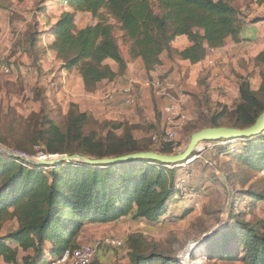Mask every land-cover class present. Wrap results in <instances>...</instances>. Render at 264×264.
Listing matches in <instances>:
<instances>
[{
  "label": "rangeland",
  "instance_id": "rangeland-1",
  "mask_svg": "<svg viewBox=\"0 0 264 264\" xmlns=\"http://www.w3.org/2000/svg\"><path fill=\"white\" fill-rule=\"evenodd\" d=\"M227 2L236 11L239 27L258 25L254 41L229 43L220 55L215 50L216 56L210 51L199 70L167 61L150 78L137 68L138 75L119 76L112 84L102 83L88 92L79 69L65 70L55 52L49 51L54 38L49 39L48 33L66 12L74 13L78 30L94 26L101 18L73 12L63 0H0V158L17 156L38 163L62 157L45 153L47 144L40 133L48 123L65 130L72 107L89 116L86 135L106 137L113 125H120L116 134L130 132L141 148L153 152L163 153L162 147L170 145L171 155L181 154L194 133L211 128L212 119L225 107L228 111L220 123H234L231 114L239 103L240 84L247 81L259 91L263 83L264 64L259 56L264 54V5L256 0ZM110 23L116 26L122 56L130 62V43L120 27L113 20ZM177 45L183 48L186 42ZM40 49L45 53L37 63ZM106 63L118 72L116 63ZM124 89L131 90L132 106L126 103ZM259 99L264 105V91ZM171 106L188 119L179 130L169 126L175 117L166 112ZM170 131L175 133L172 141ZM247 140L204 141L189 161L165 165L175 170V185L166 215L158 221L136 220L129 214L111 223L84 222L71 247L92 245L99 250L106 239L123 241L121 248L109 251V257L98 264H132L133 252L148 257L149 264H244L223 256L239 251V259L244 257L246 248L240 242L246 225L264 235V200L257 197L264 198V169L251 168L235 156ZM68 142L66 153L79 151L78 144ZM228 147V154L222 152ZM1 182L2 177L3 190ZM17 230V221L10 219L0 236ZM50 249L51 243L43 246L44 260L52 258ZM29 254L35 255L30 250L21 257Z\"/></svg>",
  "mask_w": 264,
  "mask_h": 264
},
{
  "label": "trees",
  "instance_id": "trees-1",
  "mask_svg": "<svg viewBox=\"0 0 264 264\" xmlns=\"http://www.w3.org/2000/svg\"><path fill=\"white\" fill-rule=\"evenodd\" d=\"M264 5V0H256ZM73 12L91 14L101 18L94 26L78 30L74 13L66 12L49 34L54 41L49 51L67 71L79 69L83 85L88 92L103 82L111 83L125 74L127 63L116 39V26L124 32L130 43L133 60L141 59L150 73L161 65V56L179 58L197 64L206 59L212 49L223 48L228 39L241 41L242 27L235 9L227 0H63ZM42 36L43 33H37ZM185 36L192 46L183 52L174 51L172 43ZM36 40H33V49ZM44 51L37 52L36 62L43 60ZM264 64V54L259 56ZM107 60L119 66L116 72ZM264 91V79L259 91H253L249 82L239 87V103L233 114L234 123L224 126L228 108L212 119L211 128L230 127L246 129L258 121L264 113L260 96ZM72 107L65 130L55 123L40 133L47 144L49 155H81L89 159L116 158L140 152L143 149L132 133L116 134L122 128L113 125L106 137L85 134L89 119L86 113ZM78 144L79 151L66 153L65 142ZM223 141V140H222ZM68 142V143H69ZM235 142V141H234ZM248 144L235 155L244 164L264 169V135L247 140ZM67 143V144H68ZM72 143H69L70 145ZM228 146H230L228 144ZM149 149V150H148ZM162 154H170L171 147H162ZM230 148L222 152L228 154ZM168 152V153H167ZM11 157L0 158V233L4 224L15 219L18 230L6 237L0 236V264H41L42 251L51 243L52 257L65 250H74L72 240L78 236L84 222L111 223L132 214L136 220L156 222L166 215L172 199L175 170L154 160H139L101 167L84 162L62 163L55 168L38 166ZM26 166H29L27 168ZM259 200H264L263 197ZM10 210L12 212L10 213ZM241 245L246 253L239 259V251L223 256L225 260H241L244 264H264V235L250 225ZM33 250L35 255L21 257ZM132 264H149L148 257L137 252L130 255Z\"/></svg>",
  "mask_w": 264,
  "mask_h": 264
},
{
  "label": "water",
  "instance_id": "water-1",
  "mask_svg": "<svg viewBox=\"0 0 264 264\" xmlns=\"http://www.w3.org/2000/svg\"><path fill=\"white\" fill-rule=\"evenodd\" d=\"M264 132V113L258 119L256 124L246 129H238V128H230V127H215V128H205L196 133H194L190 141L186 147V149L179 155H171V154H162L158 152H140L134 153L130 155H125L122 157L116 158H106V159H89L85 156L81 155H65L56 160H45L41 159L40 162H31L26 160L25 158L17 157V159L24 160L29 163L36 164L38 166H45L48 168H55L59 164L62 163H70V162H84L89 165L101 167L105 165H114L121 164L126 162H133L139 160H154L160 162L166 166L177 165L191 159L192 155L195 153L200 143L204 141H228L234 142L238 140L250 139L256 136H260ZM0 151H3L0 146ZM12 155L11 153H9ZM13 156V155H12Z\"/></svg>",
  "mask_w": 264,
  "mask_h": 264
},
{
  "label": "crops",
  "instance_id": "crops-1",
  "mask_svg": "<svg viewBox=\"0 0 264 264\" xmlns=\"http://www.w3.org/2000/svg\"><path fill=\"white\" fill-rule=\"evenodd\" d=\"M260 22V20L258 21ZM255 24L257 23L254 22ZM253 23V24H254ZM258 25H251V24H247L245 26V28L242 29V33H241V41L239 43H235L232 39H228L225 43V46L223 48H220V49H217V51L215 52L216 55L217 54H221L223 53L224 51L227 50V48L229 46H227L229 43H235V44H241L243 42H252L256 39V36H258ZM186 42V46L183 47V48H179V46L177 44H180V43H184ZM192 44L191 42L189 41V39L185 36H181V37H177L175 39V41L172 43V49L174 51H178V52H183L184 50H186L187 48L191 47ZM213 54V53H212ZM211 52L209 51L208 52V55L206 57L205 60L197 63V64H192L190 61H185V60H181L179 58H174V59H171L169 58V55L168 53H164L162 56H161V65H159L154 71H151L150 73H148L146 70H145V67H144V62L141 60V59H136V60H131L130 59V62H127V60L125 59L126 63H127V70L125 72V74L123 75L124 78H127L126 76L127 75H131V74H134V75H138L140 71H142V73L150 78L152 77L153 75L157 74L159 72V69H163V66L166 65L167 61L169 62H172V63H176V62H180L182 63L184 66H187L186 68L190 67L191 69H194V70H199L201 69V67L203 66V64L205 65L208 57L210 55H212ZM214 56H216L215 54H213ZM139 68L138 72H135V70ZM103 83H107V84H110L108 82H103ZM113 82H111L112 84ZM82 84H83V81H82ZM102 84V83H101ZM99 84L98 87L101 85ZM250 84V83H249ZM251 86V85H250ZM97 87V88H98ZM252 89V88H251ZM253 90V89H252ZM254 91V90H253ZM123 105V104H122ZM125 105V104H124ZM121 107V106H120ZM112 249L111 248H108V247H105V246H101L98 250V256L97 258L95 259V261L92 263V264H98L101 260H104V258L106 259L107 257H109L108 255V252L111 251ZM22 254V253H21ZM46 260H42L40 261L39 263H44ZM20 264L21 261H20Z\"/></svg>",
  "mask_w": 264,
  "mask_h": 264
},
{
  "label": "built area",
  "instance_id": "built-area-1",
  "mask_svg": "<svg viewBox=\"0 0 264 264\" xmlns=\"http://www.w3.org/2000/svg\"><path fill=\"white\" fill-rule=\"evenodd\" d=\"M212 53L214 49L210 50ZM213 64V63H211ZM8 72V70H5ZM157 86L161 87L160 84ZM123 93L127 96L126 103L130 106L134 104V99L131 96L130 89H124ZM176 107L171 106L166 109L168 114H174V118L170 121L169 126L173 129H180L187 123L188 119L184 114L176 112ZM264 135V132H263ZM169 139L172 141L175 138V133L171 132L168 134ZM105 247L111 249H118L123 246V241L118 239H106L103 244ZM98 256V247L92 245H82L74 250H65L60 256L52 257L41 264H92Z\"/></svg>",
  "mask_w": 264,
  "mask_h": 264
}]
</instances>
